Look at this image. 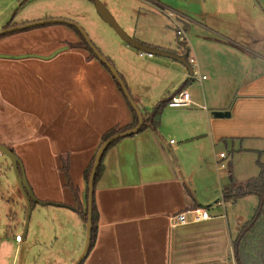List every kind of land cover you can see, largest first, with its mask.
I'll return each mask as SVG.
<instances>
[{"label":"crops","instance_id":"1","mask_svg":"<svg viewBox=\"0 0 264 264\" xmlns=\"http://www.w3.org/2000/svg\"><path fill=\"white\" fill-rule=\"evenodd\" d=\"M6 1L0 30L52 18L79 21L90 29L108 27L89 0H27L28 9L41 11L19 21L8 18L21 0ZM101 1L125 21L130 36L186 60L195 56L206 77L192 78L183 63L169 56L141 57L107 30L114 46L106 41L103 51L102 42L94 43L139 107L149 110L182 84L194 104L166 105L157 129L122 137L106 150L93 190L96 236L81 264H235L232 242L258 199L249 194L217 201L229 171L237 181L257 176L261 168L264 176V0ZM174 22L186 31V47H174L167 34ZM79 42L74 28L59 23L0 36V54L33 55L0 56V144L18 156L42 202L33 205L26 234L12 240L17 213L9 190L25 214L26 202L10 160L0 153V215L7 218L0 242L6 248L30 234L39 235L42 244L53 238L59 251L47 256L48 264H72L81 253L86 223L77 209L87 207L84 172L102 135L133 121L106 65L87 49L68 45ZM213 111L229 115L218 117ZM221 152L225 157H219ZM216 161H226L227 167L218 168ZM194 207L207 209L210 218L184 224L171 219Z\"/></svg>","mask_w":264,"mask_h":264},{"label":"water","instance_id":"2","mask_svg":"<svg viewBox=\"0 0 264 264\" xmlns=\"http://www.w3.org/2000/svg\"><path fill=\"white\" fill-rule=\"evenodd\" d=\"M94 5H95L96 11L99 13L102 20L105 21L106 23L110 24L111 27L114 29V31L118 34V36L127 45L131 46L132 48H134L136 50L151 52L154 55L169 56V57L175 58L176 60L183 63L188 68L189 73L191 72L190 65L187 62L185 56H179L175 52H171V51L161 49V48L151 47V46H148V45H145V44L139 42L138 40H136L132 36L128 35L123 30V28H121L118 25V23L115 21L114 17L111 15L109 10L105 7V5L100 0H94ZM52 23L66 24V25L74 27L78 30V32L83 37V39L87 42V44L89 45L91 50H93L96 57L101 62H103L106 65V67L110 70L114 79L116 80V82L121 87V90H122L124 96L126 97L127 101L130 103L132 109L136 112L137 117H138V121H137V124L135 126L128 128V129H125L124 131H121V132H116V133L110 135L105 140H103L99 144L97 151L94 155L92 167H91V170H90V173L88 176V180H87L88 194H87V218H86L85 241H84V245H83L81 253L76 258V260L72 263V264H80V263H82V261L87 256L88 251H89V247H90L91 229H92V198H93V190H94L93 180H94V175H95L99 160H100L103 152L105 151V149L113 141H116L122 137L129 136V135L134 134V133L139 131V129L141 128V126L143 124V115H142L137 103L132 98L127 86L125 85L123 79L120 77L116 68L107 60V58L103 54H101V52L98 50V48L90 40V38H89L88 34L85 32V30L81 26H79L76 22L69 20V19H65V18H52V19L38 20V21H33V22H27V23L17 25V26H12L9 28H4V29L0 30V35L5 34V33H9V32L22 30V29H28V28H32V27H36V26L52 24ZM63 48H65V47H61V48L54 50L50 55H48L44 58H50V57L54 56L57 52H59ZM0 56L1 57H7V58H24V57L33 56V55L32 54H23V55L11 56V55L0 54ZM213 115L218 116V117H224V116H228L229 112H227V111H213ZM0 153L4 154L10 160V163H11V166H12V169L14 172V176L16 179L17 186H18V188H19V190H20V192H21V194H22V196L26 202V216H25V225H24V235H25L27 228H28V222L30 219L31 210H32L33 205L35 203H42V202L35 197L32 189H31V187H30V185L26 179L22 163H21L20 159L18 158V156L13 152V150H11L10 148H8L7 146H5L3 144H0ZM43 203H45V202H43Z\"/></svg>","mask_w":264,"mask_h":264},{"label":"rangeland","instance_id":"3","mask_svg":"<svg viewBox=\"0 0 264 264\" xmlns=\"http://www.w3.org/2000/svg\"><path fill=\"white\" fill-rule=\"evenodd\" d=\"M26 1L27 0H21L20 1L21 4H18L14 7H13V4L7 6V7H13L12 11L10 12V16L8 19H10V17H12L14 20L19 21L20 19H26L25 17L32 15V13H37L38 10H39V12L41 11L40 9H35V8L28 9L29 5H27ZM7 2L8 1H6V0H0V10H1V8H4L6 6ZM92 5L95 8L94 2L92 3ZM109 10H110V13L112 14V16L114 17L115 21L118 23V25L121 28H123V30L128 35H132L131 32L129 31V29L127 28L125 21L121 18H116V16H114V13L111 12V9H109ZM72 21H74V20H72ZM74 22H76L79 26H81L85 30V32L89 35V37L92 38L91 40H93V43H96V45H101V42H102V44L104 45V48H102L103 51H105L104 49H106L105 48L106 47V41L109 44V46H111V47L114 46V42H112L111 40L108 39L109 33L112 36H114L115 39L117 38L120 41L118 34L114 31V29L108 23H106V24H108L107 25L108 27H106L105 30H107V32H109V33H106V31L100 26H97V27L90 26V27H92L90 29L88 26H85L84 24H82L79 21L78 22L74 21ZM130 22L134 23L131 20H130ZM91 30L94 32L91 33L90 32ZM169 30H170V32H168V33L166 32V33L168 34L170 39L173 40L174 47H177V43H180V42H179V40H177L178 38L176 37L174 25L171 28H169ZM97 38L100 40L99 42H95V40ZM102 38H104V40H105L104 42H103ZM120 42H122V41H120ZM122 44H124V43L122 42ZM134 51L137 54L136 50H134ZM155 58H159V57L155 56ZM3 156L5 158H7L5 155H3ZM8 195L11 198L10 205L12 207V210L17 213L16 220H15L14 225L12 227V235H11L12 240H14V237L16 234H19V235L23 234L24 225H25V217L24 216H26V214L24 213V209L22 207L21 202H19L17 200V198L13 195L12 189L9 190ZM5 197L7 198V196H5ZM30 217H31V215H30ZM30 222H31V218L29 219L28 227L30 225ZM6 223H7V218H5V216L2 217L0 215V238L6 237L5 236V231H6V229H5L6 225L5 224ZM27 230H28V228H27ZM259 230L260 231H256L257 233L255 235H252L248 241L243 243L241 250H240L241 251L240 255H241L243 261H245V262L247 261L250 264H254L255 262H259L260 257L264 256V239H263V237L258 236V235H261V233H263V235H264V223L260 224ZM261 238L263 239V241H261L262 240ZM37 239L43 240L39 235L37 236L36 234H30L21 243L20 242L16 243L13 246L7 245L6 248H4V244H7V243L2 244L0 242V257H2L4 260V262L2 264H48V263H50L47 260V256L49 254L53 255V254H55V252L59 251V249H56L57 245L55 247L54 243L51 244L50 241L53 238H50L49 242H46L45 244L39 243L37 241ZM262 254H263V256H262Z\"/></svg>","mask_w":264,"mask_h":264},{"label":"trees","instance_id":"4","mask_svg":"<svg viewBox=\"0 0 264 264\" xmlns=\"http://www.w3.org/2000/svg\"><path fill=\"white\" fill-rule=\"evenodd\" d=\"M89 1L94 2V0H89ZM7 26L8 25H6L5 27H7ZM72 28H74V27H72ZM74 29L78 32V30L76 28H74ZM80 37H81V42L70 43V44H68L69 47L70 48L83 47V48L87 49L93 57H96V55L94 54L93 50H91V48L89 47L87 42L83 39V37L81 35H80ZM120 77L122 78L121 75H120ZM118 87L121 90V87L119 86V84H118ZM183 87H184V84H182L180 86L179 91L182 90ZM170 97H166V98H162V99L158 100L149 110L141 108L138 106L142 115H143V124H142L141 128L139 129V131L144 130L145 128H148V127L151 129H154V130L157 129L159 122H160V117H161L162 111H163L164 107L166 106V103ZM128 106L132 112L133 121L129 125H126L123 127H114L112 129L108 130L107 132H105L102 135L101 142L103 140H105L106 138H108L110 135H112L116 132L124 131L125 129L131 128L137 124V121H138L137 114L132 109L129 102H128ZM131 135H133V134H131ZM117 141L118 140L113 141L103 152V154L99 160L95 175H94V180H93L94 185H95L97 179L99 178V176L102 172V168H103L102 158H103L104 153L106 152V150L109 147L114 145ZM93 158L91 159L90 164L88 165V167L86 168V170L84 172V177H85L86 181L88 180V176H89V173H90V170L92 167ZM228 177H229V182H228V184L223 186L222 192H221V196H222V199L224 201L236 200L240 197H243V196H246L249 194L255 195L258 199V204L254 210L253 216L247 222H245L241 225L236 238L232 242V252H233L235 264H250L247 261L246 262L243 261L241 255H240V252H241L240 250H241L243 243L248 241L252 235H255L257 233L256 231L259 230L260 224L264 223V176H263L262 168L260 169V172L257 176L251 177V178L244 180V181L235 180L233 178V176L231 175L230 171L228 172ZM77 211H78L79 215L81 216L82 221L84 223H86L87 207L85 210H82L81 208H79V209H77ZM96 221H97V210H96L94 195H93V198H92V229H91V240H90L89 250L93 246L95 236H96ZM258 236L263 237V239H264L263 233H261V235H258ZM263 239L261 241H263ZM262 256H263V254H262ZM254 264H264V256L260 257L259 262H255Z\"/></svg>","mask_w":264,"mask_h":264},{"label":"built area","instance_id":"5","mask_svg":"<svg viewBox=\"0 0 264 264\" xmlns=\"http://www.w3.org/2000/svg\"><path fill=\"white\" fill-rule=\"evenodd\" d=\"M167 14L169 16L173 15V13L171 12ZM174 26H175L176 37L178 38L182 46L186 47L188 41L186 36V31L177 22H174ZM137 53L141 57L143 56L152 57L154 55L151 52H145L140 50H137ZM187 62L190 65V70H191L190 76L192 78H198L200 80L206 77L205 75H201L199 64L195 56L193 55L187 56ZM191 104H194V102L192 101L190 93L187 89H182L177 93L173 94L166 103V105L170 107H184V106H190ZM171 142H173V140H171ZM219 157L220 158L225 157V154L221 152L219 153ZM216 166L218 168H226L227 163L226 161H220V162L216 161ZM223 203L224 200L222 199L221 196L220 199L217 201V204H223ZM209 218H210L209 212L207 211V209L202 207L188 208L187 210L180 213H176L171 217L172 220H176L174 221L175 223H181V224L189 223V222H199L201 220H206ZM15 240L20 241L21 235L19 234L15 235Z\"/></svg>","mask_w":264,"mask_h":264}]
</instances>
